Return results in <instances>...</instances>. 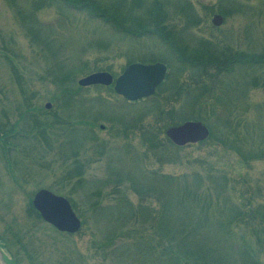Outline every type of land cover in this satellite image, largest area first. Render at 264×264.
Instances as JSON below:
<instances>
[{"label":"rangeland","instance_id":"1","mask_svg":"<svg viewBox=\"0 0 264 264\" xmlns=\"http://www.w3.org/2000/svg\"><path fill=\"white\" fill-rule=\"evenodd\" d=\"M135 61L167 73L134 104L79 83ZM186 120L210 136L176 145ZM0 139L2 260L264 263V0H0ZM42 188L72 200L77 232L38 217Z\"/></svg>","mask_w":264,"mask_h":264},{"label":"water","instance_id":"2","mask_svg":"<svg viewBox=\"0 0 264 264\" xmlns=\"http://www.w3.org/2000/svg\"><path fill=\"white\" fill-rule=\"evenodd\" d=\"M212 21L214 24L220 25L223 23L224 17L220 13H215ZM166 73L167 65L165 63L144 64L134 62L123 71L115 82L110 72L98 71L80 78L79 83L82 86L92 84L111 85L114 83L117 93L123 95L129 101H137L152 95L163 82ZM46 106L50 107L51 104L47 103ZM210 134V128L201 120H186L167 130L168 137L180 146L203 141ZM33 204L41 216L59 230L75 233L80 229L81 218L66 196L42 188L34 195ZM0 264H3L1 259Z\"/></svg>","mask_w":264,"mask_h":264},{"label":"trees","instance_id":"3","mask_svg":"<svg viewBox=\"0 0 264 264\" xmlns=\"http://www.w3.org/2000/svg\"><path fill=\"white\" fill-rule=\"evenodd\" d=\"M66 1H68V2H70L71 0H66ZM156 1V0H155ZM158 1V0H157ZM82 6L81 5H77L76 6V8H81ZM90 11H91V9H89ZM92 12V15H93V11H91ZM95 13V12H94ZM152 17H153V15L155 16V12H153V11H151V14H150ZM107 20L109 21V22H113V24L115 25V27H119V25H118V23L113 19V21L110 19V18H108L107 17ZM125 32H128V33H132V34H136L133 30H131L130 28H128V27H126L125 29ZM159 32V31H158ZM163 32H159V34H160V37L163 39V41H165L164 43L165 44H167V43H169V41H168V38L164 35V34H162ZM170 46H171V44H170ZM175 55H177L176 53H175ZM144 101V100H143ZM32 109L34 110V108L33 107H30V102L28 103V105H27V108H26V110H28V111H32ZM38 124H36V126H37V132H41V130H44V129H47V127H48V122L47 121H44L43 123H39V121L37 122ZM39 124H41V125H39ZM39 126V127H38ZM36 131V130H35ZM169 139V138H168ZM147 141H149V146L151 147H153V145H159V140H158V138H157V136L156 135H153V136H151V137H149V138H147ZM169 141H171L170 139H169ZM0 146H1V149L3 150V152H6L5 153V156H8L9 157V155L7 154L8 152H7V147H6V144L0 139ZM7 154V155H6ZM9 163H10V160H7ZM82 165H84V162H81V161H76V163H75V166H79V167H81ZM77 171H81V170H79L78 169V167H76L75 169H74V171H71L69 174H70V178L71 177H74V176H77V178H79L80 176H83V175H78L77 174ZM79 180H81V178H79ZM167 180H168V178H167ZM192 194H195V193H192ZM70 201H71V203H72V200L71 199H69ZM123 201L124 202H127V204H132L131 202H130V200L129 199H127V198H124L123 199ZM122 201V202H123ZM96 205L97 204H99L98 202L97 203H95ZM72 205H73V203H72ZM32 208H33V210H35V211H37L36 210V208L34 207V205L32 204ZM37 213H38V217L39 218H42L41 217V215H40V212H38L37 211ZM233 223L231 222V220H229V222H228V224H227V228H228V234L229 233H231V232H233L232 230L234 229V228H232L233 226ZM194 229H197V226L194 228ZM230 230V231H229ZM195 232V231H194ZM185 240H183V242H184ZM187 242V241H186ZM153 246V245H152ZM153 247H155V246H153ZM188 247H190L192 250H189L188 249ZM172 249V250H171ZM187 249L189 250L188 252H190L191 254H192V252H194L195 251V248L193 247V245L191 244V243H189V244H187ZM175 251V250H174ZM173 251V248H169V255L170 256H174V255H176L175 253H173L174 252ZM245 257H247L248 256V258H249V260L252 262V263H255V264H264V263H261L259 260H258V258L257 257H253V255H250L249 254V252H248V255L246 254V255H244ZM177 257H178V255H176V260H177ZM180 262H175L174 264H179ZM10 264H13V263H11L10 262ZM171 264H173V262L171 261Z\"/></svg>","mask_w":264,"mask_h":264},{"label":"flooded vegetation","instance_id":"4","mask_svg":"<svg viewBox=\"0 0 264 264\" xmlns=\"http://www.w3.org/2000/svg\"><path fill=\"white\" fill-rule=\"evenodd\" d=\"M135 62H136V61H135ZM131 63H134V62H129L128 65L124 68V70H125V69H126ZM124 70H123V71H124ZM123 71H122V72H123ZM121 74H122V73H121ZM121 74H120V75H121ZM118 76H119V75H118ZM118 76H117V77H118ZM114 77H115V76H114ZM92 85H97V84H92ZM89 86H90V85H89ZM116 93H117V92H116ZM117 94H118V93H117ZM119 95H120V94H119ZM121 96L123 97V95H121ZM125 99H126V98H125ZM126 100H127V99H126ZM127 102L132 103V104L135 103V102H132V101H129V100H127ZM1 261H3V264H10V261H9V260H6L5 257L3 258V260L1 259Z\"/></svg>","mask_w":264,"mask_h":264}]
</instances>
